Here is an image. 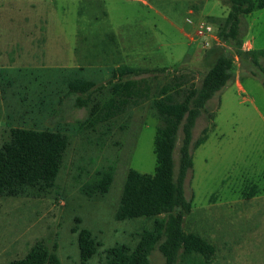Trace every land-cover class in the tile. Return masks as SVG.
I'll return each instance as SVG.
<instances>
[{"label": "rangeland", "instance_id": "1", "mask_svg": "<svg viewBox=\"0 0 264 264\" xmlns=\"http://www.w3.org/2000/svg\"><path fill=\"white\" fill-rule=\"evenodd\" d=\"M228 11L221 0H0V145L15 129L58 131L70 140L50 190L0 197V264L24 258L38 241L56 250L61 264H83L72 231L76 219L101 244L87 264H104L115 245L134 248L154 228L155 219L114 218L129 170L155 173L159 122L152 102L84 129L88 110L69 96V82L105 87L92 95V103L103 102L119 66L204 72V58L210 56V65L220 52L234 58V78L196 121L192 143L205 128L208 138L192 151L184 185L192 202L185 231L216 252L209 263L182 255L177 264H264V58L253 57L264 50V9L241 19V48L220 40L222 46L211 41L205 48L196 36L199 23L211 24L218 37ZM182 144L181 127L175 177ZM109 167L115 170L109 193L84 196L81 187ZM150 264H165L158 249Z\"/></svg>", "mask_w": 264, "mask_h": 264}, {"label": "trees", "instance_id": "2", "mask_svg": "<svg viewBox=\"0 0 264 264\" xmlns=\"http://www.w3.org/2000/svg\"><path fill=\"white\" fill-rule=\"evenodd\" d=\"M221 2L228 6L229 11L220 26L218 38L241 48V19L264 9V0ZM257 56L264 58V50L253 53L254 58ZM209 58L205 57L202 62L208 65L204 72L188 66L172 73L167 68L147 70L119 66L113 71L109 96L103 102L92 103V95L102 92L105 87L83 79L69 82V96L75 97L78 108L88 110L82 126L84 129L108 125L147 102H152L159 122L154 141L155 173L149 175L129 170L114 215L116 221L155 219L154 228L145 229L134 248L118 244L107 249L104 264H150V256L156 249L164 256L165 264H177L182 255H198L206 263L213 259L215 246L184 228L185 217L192 209V202L184 191L185 180L193 168L192 151L208 138V129L205 128L192 143V130L206 110L207 103L234 78V58L220 52L210 65ZM254 61L258 64L256 59ZM181 127L183 144L178 176L175 177L174 152ZM69 144V138L58 131L12 130L10 140L0 145V197L40 194L50 190L60 173ZM114 176L113 167L96 172L94 178L81 187V193L88 198L105 196L113 185ZM160 216L165 218H158ZM81 223L76 219L72 231L77 234L81 262L87 264L96 256L101 244L91 230L80 226ZM8 264L61 262L56 250L51 251L38 241L24 258Z\"/></svg>", "mask_w": 264, "mask_h": 264}, {"label": "built area", "instance_id": "3", "mask_svg": "<svg viewBox=\"0 0 264 264\" xmlns=\"http://www.w3.org/2000/svg\"><path fill=\"white\" fill-rule=\"evenodd\" d=\"M196 36L205 40L204 47L209 48L211 46V41L218 43V46H222L218 37H216L214 28L211 24L208 23H199L196 31Z\"/></svg>", "mask_w": 264, "mask_h": 264}, {"label": "crops", "instance_id": "4", "mask_svg": "<svg viewBox=\"0 0 264 264\" xmlns=\"http://www.w3.org/2000/svg\"><path fill=\"white\" fill-rule=\"evenodd\" d=\"M144 4H146V2ZM193 12L194 11H192V10L189 11L190 14H192ZM187 23L189 24L190 22H187Z\"/></svg>", "mask_w": 264, "mask_h": 264}]
</instances>
